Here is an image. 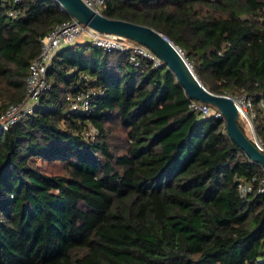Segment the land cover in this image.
Wrapping results in <instances>:
<instances>
[{
  "label": "trees",
  "instance_id": "16d2710c",
  "mask_svg": "<svg viewBox=\"0 0 264 264\" xmlns=\"http://www.w3.org/2000/svg\"><path fill=\"white\" fill-rule=\"evenodd\" d=\"M100 10L163 32L209 89L250 95L264 137V0H104ZM69 16L57 0H0V111L23 97L41 36ZM80 72L96 90L73 109L65 93ZM46 79L31 111L0 125V264H264L263 167L224 118L189 105L171 68L77 40ZM253 175L241 194L238 179Z\"/></svg>",
  "mask_w": 264,
  "mask_h": 264
},
{
  "label": "built area",
  "instance_id": "2783aa9c",
  "mask_svg": "<svg viewBox=\"0 0 264 264\" xmlns=\"http://www.w3.org/2000/svg\"><path fill=\"white\" fill-rule=\"evenodd\" d=\"M18 1L20 0H13V2ZM84 2L100 10L104 0H84ZM16 12L17 7L15 6L8 9L9 14H15ZM260 19L264 21V16H261ZM40 39V49L29 64L23 97L18 101L8 102L0 111V125L4 128L10 126L22 113L33 109L41 92L48 86L46 68L51 63L56 51L64 45H71L77 40H88L105 50L126 51L128 61L133 65H139L142 59L149 60L154 66L163 63L161 57L146 44L117 33L100 31L79 21L71 14L67 19L55 23ZM175 46L180 53L184 54L178 44H175ZM188 65L192 68L191 63L188 62ZM87 81L88 75L85 72H80L69 85L65 98L69 102L70 108L86 109L90 105L92 95L96 89L91 85H87ZM227 94L234 100L237 118L241 121L244 131L255 145L264 151V137L259 136L254 128L253 119L256 116V111L253 106L252 97L243 91ZM259 104L263 107L264 101L260 99ZM189 105L198 109L201 115H214L224 118L221 109L209 102L192 98ZM96 132L97 128L92 122H88L85 125L84 134L86 136L93 137ZM255 178V175L251 176L250 179L240 177L237 181L239 192L244 195L251 191L253 189L252 180ZM257 189L264 190V168L263 173L258 178Z\"/></svg>",
  "mask_w": 264,
  "mask_h": 264
},
{
  "label": "water",
  "instance_id": "95a60500",
  "mask_svg": "<svg viewBox=\"0 0 264 264\" xmlns=\"http://www.w3.org/2000/svg\"><path fill=\"white\" fill-rule=\"evenodd\" d=\"M57 1L69 14L95 29L124 35L150 47L161 57L163 63L171 68L190 97L209 102L221 109L226 131L252 160L264 168V151L255 145L239 125L233 98L227 93L216 92L206 87L190 68L184 55L178 51L175 43L163 32L144 22L109 16L91 7L84 0Z\"/></svg>",
  "mask_w": 264,
  "mask_h": 264
},
{
  "label": "rangeland",
  "instance_id": "374dc122",
  "mask_svg": "<svg viewBox=\"0 0 264 264\" xmlns=\"http://www.w3.org/2000/svg\"><path fill=\"white\" fill-rule=\"evenodd\" d=\"M184 57L192 65V62L185 55H184ZM192 70L195 72L193 66H192ZM7 101H8V98H5L4 94H3V96H0V103H3L4 104ZM38 163H40L43 167H46L47 169L52 170V171H62L63 170V167H62L61 163H59V162H57V163H44L41 160H38Z\"/></svg>",
  "mask_w": 264,
  "mask_h": 264
}]
</instances>
